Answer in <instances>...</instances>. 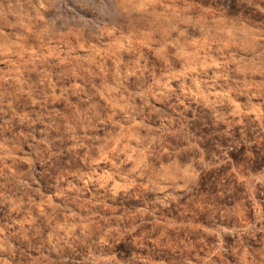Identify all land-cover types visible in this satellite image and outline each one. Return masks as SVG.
I'll return each mask as SVG.
<instances>
[{"label": "clouds", "instance_id": "clouds-1", "mask_svg": "<svg viewBox=\"0 0 264 264\" xmlns=\"http://www.w3.org/2000/svg\"><path fill=\"white\" fill-rule=\"evenodd\" d=\"M0 264H264V0H0Z\"/></svg>", "mask_w": 264, "mask_h": 264}]
</instances>
